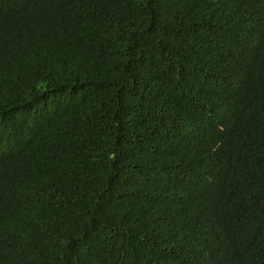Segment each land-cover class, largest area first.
<instances>
[{
  "label": "trees",
  "instance_id": "trees-1",
  "mask_svg": "<svg viewBox=\"0 0 264 264\" xmlns=\"http://www.w3.org/2000/svg\"><path fill=\"white\" fill-rule=\"evenodd\" d=\"M0 264H264V0H0Z\"/></svg>",
  "mask_w": 264,
  "mask_h": 264
}]
</instances>
